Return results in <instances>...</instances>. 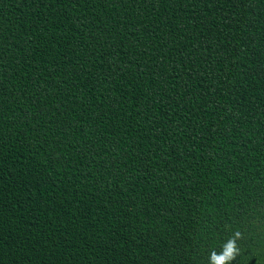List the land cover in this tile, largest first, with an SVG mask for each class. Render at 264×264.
Listing matches in <instances>:
<instances>
[{
    "label": "trees",
    "instance_id": "1",
    "mask_svg": "<svg viewBox=\"0 0 264 264\" xmlns=\"http://www.w3.org/2000/svg\"><path fill=\"white\" fill-rule=\"evenodd\" d=\"M264 264V0H0V264Z\"/></svg>",
    "mask_w": 264,
    "mask_h": 264
},
{
    "label": "clouds",
    "instance_id": "2",
    "mask_svg": "<svg viewBox=\"0 0 264 264\" xmlns=\"http://www.w3.org/2000/svg\"><path fill=\"white\" fill-rule=\"evenodd\" d=\"M240 238H242V233L236 231L233 237L229 238L227 242L223 244L222 250L219 253L215 250L211 251L209 255V264H229L230 261L235 259L239 254V249L235 241Z\"/></svg>",
    "mask_w": 264,
    "mask_h": 264
}]
</instances>
